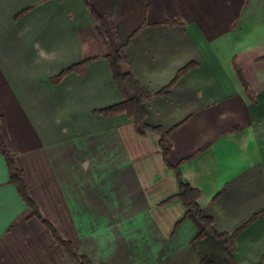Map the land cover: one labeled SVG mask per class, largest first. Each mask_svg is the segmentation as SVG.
Instances as JSON below:
<instances>
[{
	"label": "crops",
	"instance_id": "crops-1",
	"mask_svg": "<svg viewBox=\"0 0 264 264\" xmlns=\"http://www.w3.org/2000/svg\"><path fill=\"white\" fill-rule=\"evenodd\" d=\"M89 1L150 92L194 63L145 103L147 121L181 123L171 163L202 191L217 232L243 226L236 261L264 264V0ZM107 52L84 0H0V123L41 214L26 218L0 153V264H81L44 220L92 264H227L224 239L199 237L160 134L96 112L124 99Z\"/></svg>",
	"mask_w": 264,
	"mask_h": 264
},
{
	"label": "trees",
	"instance_id": "trees-1",
	"mask_svg": "<svg viewBox=\"0 0 264 264\" xmlns=\"http://www.w3.org/2000/svg\"><path fill=\"white\" fill-rule=\"evenodd\" d=\"M84 2L91 9L95 19L98 22V29L105 38L106 45L108 46V52L105 55V57L108 59L110 63L113 73V78L124 96V99L122 101L110 105L108 107L97 109L96 112L107 116L126 113L130 118L134 120L136 130L140 135H145L150 130L156 131L160 134V147L164 160L166 164L176 172L180 186L178 196L182 199L185 206L188 208V212H187L188 215L194 217V219L200 226L201 231L199 237L204 236L206 234V229H208L213 233H215L217 236L224 239L226 246L227 264H239L233 255V250H234L236 237L238 236L243 226L232 233L217 232L213 227V218L207 216L204 213L203 207L200 203V197L202 196V191L199 188L193 187L184 180L183 173L180 167L181 162L177 164H172L170 161V155L172 151L171 135L181 123L175 125L172 128L167 129L162 125H151L147 121V111H146L145 103L152 100L155 96L169 94L171 92V88L175 83V81L187 69L192 67L194 63H189L188 65L180 69L177 75L175 76V78L163 89L155 93L150 92L140 83V81L133 74L132 71L126 70L124 68L123 63L126 57L123 52V45H119V47H116L114 45V42L106 28L103 18L91 5L89 0H84ZM175 20L176 19H170L169 22H175ZM91 59L92 58L83 59L75 63L74 65L65 68L58 75L53 77V81L60 82L61 79L66 74L81 68ZM240 74L242 75L241 70H240ZM244 82L247 87L246 80H244ZM15 151H16V145L10 139L7 133L6 121L4 118H2L0 123V153H2L6 158L10 171V182H12L17 186L22 198L26 201V203L29 205L31 209L30 214H28L26 218L34 215L41 217L37 204L29 195L24 172L21 169H19L16 165ZM44 222L53 230L59 242L66 247V249L73 257L78 259L81 264H92V262L88 257L79 253V251L71 241L61 239L56 233L54 227L48 221L44 220ZM200 264H216V263L213 262L209 257H205L203 258Z\"/></svg>",
	"mask_w": 264,
	"mask_h": 264
},
{
	"label": "clouds",
	"instance_id": "clouds-1",
	"mask_svg": "<svg viewBox=\"0 0 264 264\" xmlns=\"http://www.w3.org/2000/svg\"><path fill=\"white\" fill-rule=\"evenodd\" d=\"M37 52H38V56L43 59V60H48V61H52L55 59V53H48L45 50H43L42 48H40V46L37 44L35 45Z\"/></svg>",
	"mask_w": 264,
	"mask_h": 264
}]
</instances>
